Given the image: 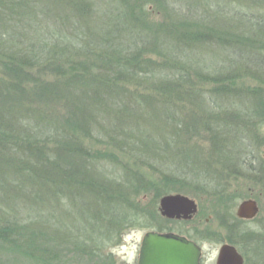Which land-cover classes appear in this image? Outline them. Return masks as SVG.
Wrapping results in <instances>:
<instances>
[{
  "label": "trees",
  "instance_id": "16d2710c",
  "mask_svg": "<svg viewBox=\"0 0 264 264\" xmlns=\"http://www.w3.org/2000/svg\"><path fill=\"white\" fill-rule=\"evenodd\" d=\"M25 4L28 8L25 0H0V196L5 202L17 200L12 207L0 206V264H71L65 250H49L58 238H48L43 227L52 234L53 223L36 219L41 215L36 208L47 195L76 209V222L83 217L91 222L87 234L72 223L75 235L67 236L81 254L98 258H105L101 246L122 239L128 227L154 230L152 219L130 216L156 206L152 214L159 217L162 197L174 191L193 189L202 201L213 193L234 197L225 179L247 177L261 185L256 194L250 193L264 212V159L257 154L264 144L259 133L264 88L245 92L238 84L245 72L264 75V55L252 47L254 36L235 34L230 46L236 50L224 51L229 62L211 63L204 58L220 40L213 31L190 35L168 27L152 30L128 10L123 16L111 15L110 25L96 33H29ZM215 12L248 30L254 21L264 31V17L235 19L237 10L221 3ZM199 77L218 85L209 92L199 85ZM209 94L216 99L206 109ZM225 96L247 99L246 114L225 111L219 104ZM222 119L242 126L251 141L257 136L255 145L251 142L256 155L251 151L241 159L245 148L233 142L221 149L217 128ZM204 129L209 156L218 159V168L208 154L204 157L188 145ZM237 166L248 175L237 174ZM144 167L152 171L151 178ZM188 170L191 179H175L178 174L170 173ZM259 238L243 244L232 237L230 242L238 245L247 264H264V239ZM79 252L76 259L82 257Z\"/></svg>",
  "mask_w": 264,
  "mask_h": 264
},
{
  "label": "rangeland",
  "instance_id": "374dc122",
  "mask_svg": "<svg viewBox=\"0 0 264 264\" xmlns=\"http://www.w3.org/2000/svg\"><path fill=\"white\" fill-rule=\"evenodd\" d=\"M25 1L29 4L28 8L26 7L27 4H25V16L30 17L25 21V29L29 33H80L82 31L87 33H96L97 31L100 32L102 28L104 29L105 27L110 25L111 21L109 17H111V15L117 14V16H123L125 13L129 14L128 12L132 11L137 15L136 20L138 21V23H143L141 24V26H147L148 29L152 30L160 28L161 30H168V28H172V30L175 31L174 33L190 35L196 33H211L213 31L215 33V36L220 38L221 41L219 40L210 47V54L205 56V61L209 60V62L211 63H215L216 61L225 62V60L227 59V55L224 51H228L230 47L231 50L228 52L236 50V48L230 46V44L235 43V39L237 36L235 34L242 33V31H247L246 33H249L248 36H254V38L251 39L252 47H254L255 50L259 51L262 55H264V35L261 34L264 33V31H261L260 28H255L254 21H251V26L254 27V29H252V27H249L250 29L248 30L246 29L248 28V26H240V22L235 23L234 21V24H232L230 22L231 20H229V17H222V15L219 16V14L215 12L217 10V7H219V3H221L225 4L227 10H229L230 7L233 10H237V12L233 14V18L235 19H241L242 16L247 15L251 17H264V0ZM81 10H84L85 14H82ZM115 16L116 15H114V17ZM133 23L136 24L135 22ZM223 28L230 29V32L223 30ZM27 31L26 33H28ZM162 32L167 33L165 31ZM229 33H232V35L230 36ZM154 59H156L155 56ZM226 61L229 62L228 59ZM212 70L213 69L207 70L206 72H213ZM193 74L194 76H196L195 72ZM199 81V85L203 88L205 87L209 92L212 91L213 88H216L218 85L215 83V81H212L210 79L205 80V77L202 80L199 77ZM239 81H241L238 83L239 86L246 89L245 92H252L255 90L262 91L264 88V85L260 84L264 82V75L261 74H252L245 72V74H242V79H240ZM226 88L228 90H236L228 84H226ZM208 98L211 99V101L206 102V105H204V107L206 109H211L212 107H210L209 105L211 104L212 106V100L216 98L210 94L208 95ZM219 104L223 105L225 111H228V109H232L233 111L240 110L243 114H246V106L248 105V100H240L236 97L225 96L224 101H221ZM238 111L232 113L235 115ZM220 122L223 123V126L221 125V123H219L218 125L220 128H217V132L220 138L221 136L223 137L221 149H227L228 147L230 148L232 142L237 143V146L243 145L242 147L245 148L244 151L241 150V159H245L246 157H248L250 152L256 148L254 146V139L257 138V136L253 135V141H251V138L248 136L245 129L242 126L237 125L238 123L231 124V121H228V119H222ZM261 130L262 132L260 131L259 133L261 135H264V125L261 127ZM207 135L208 134L205 129L199 134H194V139L192 138L193 140L190 141L191 143L188 145L194 148L197 147L195 148L197 149V151L195 152L198 154L204 153V157L205 154H208V160L212 162L215 167H217V164L219 163L216 162V160L218 159H214V162L213 159L209 156V154H212L210 153V151L212 152V150L210 149V145L206 138ZM251 142H253L254 145L251 144ZM199 147L202 150L204 149L203 152L198 151ZM261 150V152L257 151V154L261 155V157L264 159V144L262 145ZM253 152L256 155V152ZM257 166H259V164L255 165V167ZM236 168H238L237 170H235L237 174L246 173L248 175L249 173V171L245 167L237 166ZM143 169V172L147 176H149L150 178L153 176L150 169L146 167H144ZM186 171H170V173L172 172L173 175L175 173L178 174L175 179H182L183 177L191 179L193 176V172L191 170H188L189 172ZM207 178L208 177H205V179ZM230 180V177L228 179H225L224 186H228L231 191H235L232 192V194L235 193V195L237 196L223 198L213 193L209 194L207 197L204 196V199L202 201L197 196L195 191H193V189L188 192L181 191V193H184L191 198H195L202 208L201 211H204L201 212L200 215L194 219V221L187 223L183 220L179 221L176 218L172 219L165 217L163 214H161L159 217L153 216L152 211L154 210V208H157L156 206H154L153 208H147V210L143 213H139L138 211L137 213H132L130 219L135 218L134 220H136L137 217L141 214V216L143 215L145 222H150L151 219L153 220L152 229L154 230L167 231L170 229H174L177 232H184V234L186 235L194 236L198 240V242L203 245V263L217 264V258L221 245L223 244V242H230V238L233 237L234 240L241 241L243 244L249 241L252 243L255 242L254 238H256L257 242H260L259 235L260 237H262V239H264V212L262 211V208L257 217L251 221L241 220L237 217L236 214L240 202L248 197H254L252 196L250 191H253V195L256 194L258 190H261V185L258 184V186L255 185L254 182L251 183V181L247 179V177H243L242 180L238 182H236L235 179L232 181ZM173 182L178 186H180L181 184L178 183L179 180H174ZM222 183L223 182H221V184ZM1 194L2 193H0V195ZM239 196H241L242 198L236 199ZM45 197L46 198L42 201V205L40 206L39 210L36 208L35 213L37 211H41L42 216L36 214V219L48 226L53 223L55 227V230L54 232H52V234L47 233L49 232V230L43 227V232L48 238H51L50 236L58 238L56 246L49 247L50 251L55 252V250L58 249L65 250L64 253L67 255L68 260L70 259L69 262L71 264H94L96 260H98V262H96L95 264H138L141 243L144 235L149 230L140 228V226L133 227L131 229H128V227L126 232L123 234L124 236L122 239L120 238L117 242L115 240L114 243L112 241L106 242L104 246H101L100 254L105 255V258H98L97 255L90 256L87 254H81L79 252V248L76 247L75 243L71 242L70 238L67 236L72 234L75 235L73 233V230L69 226L73 225L72 223H75L74 225L79 224L78 226H82L83 231L87 234L89 232L88 229L92 227L91 222L84 217L83 219H81L80 223H78L79 220L76 222L74 220V217L77 214L76 209L60 205L59 201L55 198L53 199L50 195H47ZM3 199L4 198L0 196V206L2 207H12L11 202H14L13 199L17 201L15 198H7V202H5ZM222 199L224 200V203L220 204L219 201H221ZM211 201H215L216 206L215 203ZM3 202H5V204ZM262 205L263 204H261V207ZM132 224L134 225V222ZM63 225H68L69 228H65V226ZM251 238L252 240H250ZM43 241L47 243L46 240ZM234 245L240 250L238 245ZM254 250H256L255 246ZM78 252L82 257L78 256V259H76L75 257L77 256Z\"/></svg>",
  "mask_w": 264,
  "mask_h": 264
},
{
  "label": "water",
  "instance_id": "95a60500",
  "mask_svg": "<svg viewBox=\"0 0 264 264\" xmlns=\"http://www.w3.org/2000/svg\"><path fill=\"white\" fill-rule=\"evenodd\" d=\"M161 213L168 218L190 219L197 212L196 201L183 194H169L161 199ZM260 211L254 199L242 201L240 218L253 219ZM203 248L194 240L176 233L148 231L142 240L138 264H202ZM217 264H245V257L230 243L220 248Z\"/></svg>",
  "mask_w": 264,
  "mask_h": 264
},
{
  "label": "flooded vegetation",
  "instance_id": "af4514ba",
  "mask_svg": "<svg viewBox=\"0 0 264 264\" xmlns=\"http://www.w3.org/2000/svg\"><path fill=\"white\" fill-rule=\"evenodd\" d=\"M171 194H184V193H181V192H174V193H171ZM185 195V194H184ZM187 196V195H186ZM190 197V196H189ZM191 198V197H190ZM192 199H194L195 201H196V204H197V212L196 213H194L193 214V216H192V218H190V219H184V218H176L177 220H183V221H185V222H191V221H194V219L196 218V217H198L199 215H200V213L201 212H204V211H201V206H200V204H199V202L195 199V198H192ZM246 199H254V200H256L257 202H258V204H259V207H260V211H261V203H260V201L257 199V198H255V197H248V198H246ZM246 199H243L242 201H244V200H246ZM241 201V202H242ZM240 202V203H241ZM161 203V202H160ZM160 208H161V206H160ZM238 209V208H237ZM160 211H161V209H160ZM259 211V212H260ZM162 214V213H161ZM236 214H237V212H236ZM237 217H238V215H237ZM257 217V216H256ZM255 217V218H256ZM239 219H241V220H245V221H251V220H254L255 218H253V219H245V218H240V217H238ZM172 219H174V218H172ZM153 231H159V232H162V233H176V234H179V235H183V236H186V237H188L189 239H191V240H194V241H196L202 248H203V245L200 243V242H198V240L194 237V236H191V235H186V234H184V232H177V231H175L174 229H170V230H167V231H165V230H153ZM226 243H230V244H233V243H231V242H223V244H226ZM222 244V245H223ZM221 245V246H222ZM234 245V244H233ZM239 250V249H238ZM240 251V250H239ZM241 252V251H240ZM241 254H243L242 252H241ZM244 256V255H243ZM245 257V256H244ZM203 259H204V248H203V257H202V264H204L203 263ZM245 261H246V259H245Z\"/></svg>",
  "mask_w": 264,
  "mask_h": 264
}]
</instances>
